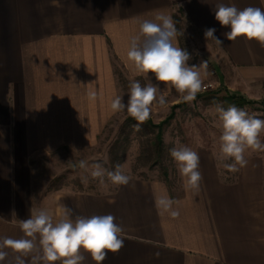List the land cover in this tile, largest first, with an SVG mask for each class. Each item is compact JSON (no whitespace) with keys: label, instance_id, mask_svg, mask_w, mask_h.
Here are the masks:
<instances>
[{"label":"crops","instance_id":"obj_1","mask_svg":"<svg viewBox=\"0 0 264 264\" xmlns=\"http://www.w3.org/2000/svg\"><path fill=\"white\" fill-rule=\"evenodd\" d=\"M218 3L264 8V0H0V238L21 237L19 220L31 210L43 208L56 220L67 206L83 216L112 214L123 227L124 247L108 252L101 264H264L259 156L246 157L247 165L228 183L210 156L199 154V192L186 191L181 176L175 187L132 178L127 186L101 192H42L34 182L37 156L96 142L115 114L116 67L127 80L146 83L127 59L137 17L177 14L198 57L189 65L206 59L221 67L228 61L243 82L264 81V46L243 37L227 40L230 29L215 19ZM207 28L216 29L222 45L205 39ZM207 76L202 68L203 82ZM149 79L157 83L154 74ZM159 86L164 95L172 90ZM163 194L178 201L179 217L157 212L154 200ZM5 250L2 264H15L16 253ZM82 254L83 264H95Z\"/></svg>","mask_w":264,"mask_h":264},{"label":"clouds","instance_id":"obj_2","mask_svg":"<svg viewBox=\"0 0 264 264\" xmlns=\"http://www.w3.org/2000/svg\"><path fill=\"white\" fill-rule=\"evenodd\" d=\"M213 10L220 25L230 29L224 33L227 40L243 37L264 46V8L248 6L239 9L234 4L218 3ZM136 22L138 32L130 38L127 59L135 67L137 76L146 83L142 84L140 79L131 80L127 104L123 102V95H116L110 107L113 113L126 111L139 126L150 119L154 103H166L164 90L159 86L161 82L165 86L171 85L182 96L183 102L195 101L202 90L201 69L207 68V60L199 66L189 65L190 54L179 46L183 32L178 30L171 15L159 11L151 17H137ZM215 32V28H207L205 39L222 45L223 41L214 35ZM149 73L154 74L157 83L149 79ZM89 96L95 99L96 93L90 92ZM215 112L221 121L218 167L231 173L238 172L247 165L246 153L249 150L264 151V119L235 105L225 109L217 104ZM169 154L183 180L184 189L199 192L203 180L199 154L186 145L170 148ZM78 167L85 172L90 168L91 178L101 185L108 181L116 186H127L132 180L119 163L114 170H109L101 163L89 165L87 161L80 160ZM87 179V176L82 177L83 181ZM177 203L167 194L154 200L157 212L160 215L167 213L172 218L180 215L174 207ZM115 220L112 214H74L73 209L67 206L56 220L43 208L31 210L27 219L19 220L21 237L0 238V264L8 256L5 249L16 253L15 264H29L26 258H30V264H83L86 257L82 252L87 253L95 264H101L108 252L117 253L124 247V229Z\"/></svg>","mask_w":264,"mask_h":264},{"label":"rangeland","instance_id":"obj_3","mask_svg":"<svg viewBox=\"0 0 264 264\" xmlns=\"http://www.w3.org/2000/svg\"><path fill=\"white\" fill-rule=\"evenodd\" d=\"M181 44L191 59L198 58L191 51L190 38L184 32ZM226 62L224 66L217 67L207 60L208 76L195 101L183 102L182 96L172 87L169 94L165 95L164 105L154 103L151 106L149 120L154 124H161L174 112L173 117L162 126L163 149L160 153L152 147L153 133L130 125L128 120L131 117L126 111L115 113L93 145L80 149L63 147L37 156L33 161L36 188L42 192H53L63 188L72 191L101 192L111 191L116 187L108 181L101 185L98 180L92 179L90 168L85 172L78 167L80 160L87 161L89 165L101 163L109 170H114V166L119 163L123 166L124 172L132 178L162 180L168 186L175 187L179 185L180 175L169 149L179 145H186L198 154L210 156L221 179L232 183L239 171L231 173L218 167L221 121L215 107L220 104L227 109L235 105L249 114L264 119V81L243 82L241 80L243 77L228 61ZM116 68L119 95H123V102L127 104L130 80L124 77L118 67ZM140 82L144 84L141 80ZM232 93H241V96L251 101L248 104L240 100L233 101L229 98ZM249 156L264 158V151L249 150L246 157ZM85 176L88 177L87 181L82 180Z\"/></svg>","mask_w":264,"mask_h":264},{"label":"trees","instance_id":"obj_4","mask_svg":"<svg viewBox=\"0 0 264 264\" xmlns=\"http://www.w3.org/2000/svg\"><path fill=\"white\" fill-rule=\"evenodd\" d=\"M173 19L176 22V26H177L178 30L181 32V18H180V16L175 14ZM179 41L180 42L182 41V36L179 37ZM229 98L232 99L233 101L234 100H240L241 102H243L245 104H248V103H250L249 101H251V100H248L245 97H243V96H241L239 94H235V93H232V95H230ZM175 107H177V106H175ZM173 115H174V112H172L167 117V120L162 122L161 124H154V123L151 122V120H148L145 123L140 124L139 126H137V121H135L133 118H130L128 121H129L130 125H135L137 127H140L142 129H144L146 132L153 133L154 134V139L151 142L152 147L154 148V150L157 153H160V151H162V149H163L162 126L165 123H167V121L169 119H171L173 117Z\"/></svg>","mask_w":264,"mask_h":264}]
</instances>
